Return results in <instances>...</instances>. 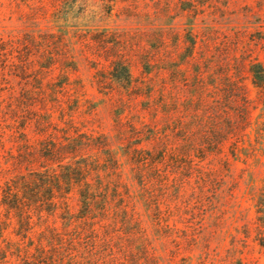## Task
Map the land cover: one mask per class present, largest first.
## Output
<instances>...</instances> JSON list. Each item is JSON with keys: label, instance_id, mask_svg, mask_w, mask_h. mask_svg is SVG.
Segmentation results:
<instances>
[{"label": "trees", "instance_id": "trees-1", "mask_svg": "<svg viewBox=\"0 0 264 264\" xmlns=\"http://www.w3.org/2000/svg\"><path fill=\"white\" fill-rule=\"evenodd\" d=\"M11 5L0 9V143L4 149L7 138L14 142L0 160V264L154 261L143 213L158 230L178 231L175 214L203 206L208 193L219 196L238 163L246 165L241 180L251 169L243 158L251 115L244 86L229 84L231 97L219 107L177 117L147 138L131 122L116 135V146L113 137L76 123L83 99L72 94L71 70L55 74L62 56L73 59L59 49L63 38L55 42L51 27L47 34L41 28L7 33L8 24L14 27ZM105 60L112 81L131 84L122 55ZM250 72L264 90L263 65ZM263 181L251 178L249 185L264 248Z\"/></svg>", "mask_w": 264, "mask_h": 264}, {"label": "rangeland", "instance_id": "rangeland-1", "mask_svg": "<svg viewBox=\"0 0 264 264\" xmlns=\"http://www.w3.org/2000/svg\"><path fill=\"white\" fill-rule=\"evenodd\" d=\"M10 1L16 29L8 24L7 33L41 28L47 34L51 27L55 42L63 38L59 49L73 59L62 56L55 74L71 70L72 94L83 99L76 123L113 137L116 146V135L131 122L147 138L153 128L225 102L229 84L244 86L251 115L243 158L251 169L241 180L246 165L238 163L219 196L208 193L203 206L175 214L178 231L158 230L143 213L157 257L147 264H264L249 185L251 178L264 180V90L250 72L254 64L264 67V0H0V9ZM117 54L128 63L130 85L111 80L105 59ZM236 100L235 117L242 103ZM12 137L4 149L0 143L2 161ZM258 184L264 189V181Z\"/></svg>", "mask_w": 264, "mask_h": 264}]
</instances>
